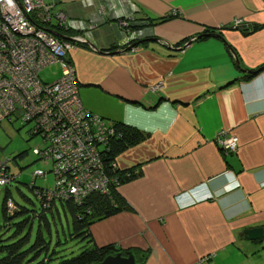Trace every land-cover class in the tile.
Segmentation results:
<instances>
[{
  "label": "crops",
  "instance_id": "0c3cea01",
  "mask_svg": "<svg viewBox=\"0 0 264 264\" xmlns=\"http://www.w3.org/2000/svg\"><path fill=\"white\" fill-rule=\"evenodd\" d=\"M44 2L103 50L66 52L83 108L148 134L116 157L141 174L117 188L131 208L91 225L95 244L146 252L142 264H264V238L245 234L264 228V67L244 77L264 66V0ZM140 20L145 42L128 49ZM220 131L237 136L235 152Z\"/></svg>",
  "mask_w": 264,
  "mask_h": 264
},
{
  "label": "built area",
  "instance_id": "2783aa9c",
  "mask_svg": "<svg viewBox=\"0 0 264 264\" xmlns=\"http://www.w3.org/2000/svg\"><path fill=\"white\" fill-rule=\"evenodd\" d=\"M47 21L75 30V41L39 25ZM241 24L240 18L232 23L234 27ZM82 30L81 21L68 19L64 11L53 9L44 0H0V124L12 117L33 124V134L43 145L32 152L50 164L47 170H35L33 176L46 177L52 172L54 178L52 188L42 189L47 203L55 199L81 202L94 192L107 194L117 184V178L107 173L101 153L115 128L83 108L74 67L66 59L69 48L86 42ZM141 34L132 31L127 40ZM53 63H59L62 74L48 83L39 72ZM216 141L224 153L237 150L234 134L220 131ZM9 161L8 157L0 162V185L15 177L7 170ZM7 207L13 209L12 201L8 200Z\"/></svg>",
  "mask_w": 264,
  "mask_h": 264
},
{
  "label": "trees",
  "instance_id": "16d2710c",
  "mask_svg": "<svg viewBox=\"0 0 264 264\" xmlns=\"http://www.w3.org/2000/svg\"><path fill=\"white\" fill-rule=\"evenodd\" d=\"M164 19L165 18L152 19L150 23L154 24L156 22H161ZM140 22L141 23L138 22L136 24L131 23L128 25V27L133 31L142 32L143 21L140 20ZM39 25L52 28L55 31L65 34H74L76 32L70 28L64 29L63 27L54 25L50 21L44 23L41 22ZM241 30L243 32H249L252 30V28L251 26H245L242 27ZM214 32L215 30L206 29L205 32H203V34L196 39L204 38L207 33ZM136 40L137 41L134 42V45L138 42H145V39L141 38ZM114 47L115 46H113V48ZM263 67L264 66L252 71L249 74H246L244 77H252ZM25 124L30 125L29 131L31 136H33V124L30 122ZM113 126L115 128V134L107 141L105 149L102 150L101 153L103 164L107 173L109 176H115L117 178V184H113L107 194L97 192L91 193L81 202H75L71 199H55L49 201L48 203L46 202L45 196L42 193L43 188L36 187L33 184L30 185V190L34 192L40 202L41 212L36 213L34 211L32 216H28L22 221L16 223V231L11 236L7 238L0 237V264H52V262H54L57 256L56 252L55 250L50 252L49 242L43 237L40 229L38 230L34 241L31 242V228L33 224V217H38L39 223H44V225L48 228L49 223L47 221L46 211H52L53 209H56L57 202H59L64 209H67L71 215L72 230L69 231V237L86 241L90 245L80 251L78 254L69 258H62L55 264H98L107 255L115 254L116 252H121L124 254V252L128 251L117 249L114 244L98 246L95 244L90 230L91 225L95 222L131 208L119 194L117 188L119 185L125 183L126 181L132 180L141 174L140 164L126 169H120L117 167L115 160L119 154L123 153L131 146L144 141L148 134L143 130H140L132 125L125 124L121 121H115ZM25 154L26 152L19 153L18 157L22 158ZM12 175L15 176L14 174ZM10 182L8 184H10ZM8 200L12 201L13 203L12 210H9L7 207ZM28 212L29 209L19 205L12 199L9 190L6 188L2 202V213L7 225H9L8 221L15 217L22 216ZM25 228H28L27 233L17 237L19 233H21V231ZM145 257L146 252L143 253L139 259H137V261L143 263Z\"/></svg>",
  "mask_w": 264,
  "mask_h": 264
},
{
  "label": "rangeland",
  "instance_id": "374dc122",
  "mask_svg": "<svg viewBox=\"0 0 264 264\" xmlns=\"http://www.w3.org/2000/svg\"><path fill=\"white\" fill-rule=\"evenodd\" d=\"M50 29L53 30L52 28ZM55 32L65 34L59 31ZM136 39L138 38L130 39L125 44V47L129 46ZM61 74L62 70L59 63L50 64L42 68L39 72L40 78L48 83L58 79ZM109 122L111 124L115 123L112 121ZM29 127V124H24L22 120L14 119L13 117L10 121L6 119L0 124V162L5 161L9 157V168L7 170L10 174L15 175V178L10 184L6 186L0 185V237L2 238H7L15 233L16 223L28 216H32L34 211L36 213L41 212L40 202L34 192L30 190V185L33 184L39 188H52L53 186L54 178L52 172H48L46 177L41 174L38 177H33L35 170H47L50 168V164H45L43 161L38 160V157L32 152L35 146H42L43 142L39 136H31ZM22 152H26V154L24 157L19 158L18 154ZM6 188L16 203L29 209L28 213L8 221L9 225L4 220L2 213V202ZM46 217L49 223L48 228L44 223H39L38 217H33L31 242L34 241L40 229L43 237L49 242L50 252L53 250L56 252L57 256L52 264L57 263L62 258L74 256L90 245L86 241L69 237V231L72 230L71 215L59 202L56 204V209L46 211ZM27 231L28 228L23 229L17 237L25 235Z\"/></svg>",
  "mask_w": 264,
  "mask_h": 264
},
{
  "label": "water",
  "instance_id": "95a60500",
  "mask_svg": "<svg viewBox=\"0 0 264 264\" xmlns=\"http://www.w3.org/2000/svg\"><path fill=\"white\" fill-rule=\"evenodd\" d=\"M54 33H56V35L62 39L75 41V38H73L72 36L60 34L58 32H54ZM206 35H211V33H207ZM197 37H200V35ZM194 38L195 37H193L192 39H194ZM147 40H156V38H147ZM85 43H88L94 50H96L98 52L103 51V50H100L99 48H97L93 43L87 41V39H86ZM190 43H191L190 40L187 41L181 48L186 47ZM133 46H134V44H130L129 46H127V48L131 49ZM170 47H172V46H170ZM181 48H177V49H181ZM234 57H235V60L237 62V58L235 55H234ZM245 234H246V237L250 240L262 241L264 238V228L260 226V227L247 229V230H245ZM98 264H142V263L137 261V258L135 256V254L132 252V250H128V251L124 252V254L121 252H116L115 254L107 255Z\"/></svg>",
  "mask_w": 264,
  "mask_h": 264
},
{
  "label": "bare ground",
  "instance_id": "6f19581e",
  "mask_svg": "<svg viewBox=\"0 0 264 264\" xmlns=\"http://www.w3.org/2000/svg\"><path fill=\"white\" fill-rule=\"evenodd\" d=\"M201 36V35H200ZM197 37H195V39H196ZM138 39H140V38H138Z\"/></svg>",
  "mask_w": 264,
  "mask_h": 264
}]
</instances>
